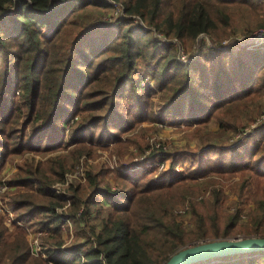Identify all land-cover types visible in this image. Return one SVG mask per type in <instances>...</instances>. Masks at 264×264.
<instances>
[{"label":"trees","instance_id":"trees-1","mask_svg":"<svg viewBox=\"0 0 264 264\" xmlns=\"http://www.w3.org/2000/svg\"><path fill=\"white\" fill-rule=\"evenodd\" d=\"M261 1L0 0V165L25 152H54L57 146L46 145L43 138L30 145L26 132L41 138L61 130L67 100L74 105V116L87 113L74 131L83 133L99 124L107 125L110 119L121 120L129 84L136 94L133 72L138 61L146 62L145 66L152 63L151 71H146L156 80L159 101L165 103L163 111L169 110L167 116L173 120L186 117L189 123L185 124L198 127L195 135L200 147L220 150L209 158L208 166L201 163L186 170L204 179L197 184L177 178L140 185L136 176L115 172L119 189L112 190L102 178V169L98 173L89 170L84 184L69 186V196L53 188L70 169L68 156L17 165L1 201L12 205L17 221H34L37 232L45 235L39 252H34L27 229L14 226L8 233L6 218L0 214V264H163L179 248L198 241L236 234L264 237V170L258 168L264 162V151L260 152L264 138L253 146L243 143L252 152L250 159L256 158L255 165L245 166L227 156L233 149L224 146L231 139L224 138L226 133L245 127L262 114L264 55L234 54L226 48L208 60L201 59L202 52L197 55L198 62L181 64L168 45L155 43L149 35L154 30L184 44H193L201 34L217 41L237 32L246 35L264 25V15L256 9ZM118 11L129 19L121 21L115 15ZM131 17L147 29L133 26ZM94 65L95 71L88 74L86 68ZM170 73H174V80L165 85L161 75ZM73 79H77L76 84ZM197 83L201 84L199 90ZM146 98L136 94L134 107L138 121L151 123L158 118H146L150 109L149 96ZM211 123L214 131L202 130ZM127 124L129 131L133 125ZM106 131L115 135L112 129ZM136 139L113 137V142L125 151L133 146L137 150L141 146ZM86 140L94 143L92 138ZM70 143L75 147L70 151L71 159L90 157L86 143L79 145L76 138ZM167 150L162 149V153L170 160L171 170L176 162ZM183 155L202 157L196 152ZM237 173H241V181L231 187L237 199L235 210L226 214L222 211V184L215 177ZM204 192L208 194L202 197ZM246 197L252 209L241 222ZM102 199L103 207L95 210L98 218H94L92 207ZM178 208L185 210L179 213ZM67 223L75 232L74 254L59 249L64 244L61 226ZM202 264H264V253Z\"/></svg>","mask_w":264,"mask_h":264},{"label":"rangeland","instance_id":"rangeland-1","mask_svg":"<svg viewBox=\"0 0 264 264\" xmlns=\"http://www.w3.org/2000/svg\"><path fill=\"white\" fill-rule=\"evenodd\" d=\"M258 5L259 6L256 8L257 11L264 15V0H262L261 4ZM10 13L11 11L8 12V14ZM126 18L129 19L128 17ZM123 20H125V18H121V21ZM114 22H117L116 19H114ZM130 22L137 28L147 29L144 24L136 17L131 18ZM257 33L264 35V25H259L249 34L245 35L241 32H237L224 37L219 41L213 40L206 34H201L197 36V39L193 44H184L175 37L169 38L163 33L155 32L154 30H151L149 35L155 43L160 45H168L170 52L172 50L173 55L175 56L176 62L187 64L189 61L198 62L200 60V56L197 57L198 53L200 54L203 52L204 55H202L201 59L205 58V60H208L210 57L217 56L220 54L219 52H221L222 49L226 48H229L231 53L233 52L234 54L240 51H245L247 53L258 52L259 54L264 55V38H262V35L259 41L263 40V42H260L259 44L254 43L257 44V46L254 44L245 46L244 43L247 37L251 35L256 36L255 34ZM208 63L210 64L211 60ZM145 64L146 62L144 63L142 61H138L136 63V71L133 72L135 73L133 76L134 81H137L135 83V89L138 85L136 94H138L140 97H147L146 100H148L149 96L150 109L147 115H145L148 120H150L152 116H156L158 118L156 119L157 121H153L151 123L147 121H138L139 115L137 113V107H134L136 94L135 90L132 91L130 89L131 84H129L126 89L125 97L128 100L122 106V111H120L122 114V119H110L107 125L99 124L96 127L86 129L83 133L74 131V126L82 116H87V113L74 116V105L67 100L64 102L66 114L63 116V120H61L62 122L60 121L62 126L61 130H55L53 133H45L41 138H38L37 136L35 137V135L31 136V132H26V138H30V145L33 146L37 143H40V140L42 141L43 138V140L45 139L44 142L46 145H51L54 147L57 146L54 152L45 153L44 155L33 152H25L21 157L16 155L8 157L5 162L0 165V186L4 187L0 192L1 198L2 195L9 191V189L6 187V183L16 172L17 165L22 164L23 162H29V164L32 162L35 163L37 161H43L44 159L53 158L58 155H61V157L68 156L67 164H69L70 169L68 173L64 175L63 180L55 183V188L59 193H64L67 196L70 195L68 190L70 185L74 187L85 183L83 177L89 170L98 173L102 169V178L106 183H109L113 187L112 190L119 189V185H117L118 183H115L119 182L114 174L115 172L121 173L123 175L128 174L129 176H136L140 180V185L146 183V181L168 182L170 179L177 178H186L185 180L189 179V184H197L202 182L204 179L198 178L197 176H191L190 174L192 173H188L186 170L192 169L201 163L205 164V166H208V162L210 161L209 158H214V156H216L220 150L206 151L204 150L205 146L200 147L201 145H199V141L195 135V131L198 127H196V124H185L189 123L186 117H177L173 120L172 118L174 117L167 116L169 110L163 111V106L165 103L159 101L160 95L158 87L156 86V80L151 76L150 73L147 72L151 71L149 66L152 63L149 62L146 66ZM85 71H87L88 74H92L95 71V65L91 69L87 67ZM162 75L161 79L165 85H168L174 80V73H170L164 77H162ZM197 82L200 81L198 80ZM72 83L76 84L77 79H73ZM200 87L201 84L197 83L195 88L196 90H199ZM150 92L151 94H149ZM261 112V115L245 124V127L238 128L236 131H230L224 135V138H231L225 142L224 146L233 149L232 152L227 153V156L233 157L236 161H240L241 164H245V166L249 165L250 163L251 165H255L257 162L256 158L250 159L252 152L249 151V149L244 148L243 143H248L253 146L255 142H259L261 138H264V108ZM127 123H132L133 125V128L129 131H126L128 129ZM110 129L114 130V136H109V134L106 133V130ZM215 129L216 127L213 123L202 128L203 131H214ZM71 132H73V134ZM113 137L119 138L121 140H124L125 138H137V146H141V148L136 150L133 146L130 147L129 150L125 151L121 145H114ZM71 138H76V140H79V145L86 143V139L92 138L94 142L92 145L86 143V148H90L91 151L90 157H84V155H82L77 160L71 159L69 156L70 151L75 148L74 145L70 143ZM159 144H161V147H159ZM172 148L173 150L175 148L177 151H172ZM162 149H168L167 152H172L170 155L174 157L176 163L173 165L171 170H169L171 167L170 160L165 158L166 156L163 155L164 153H162ZM180 150H182V153L187 152V154H189V152H196L199 153V155L202 154V157L199 159H189L185 155L180 156L182 155V153H179ZM224 150L226 151L227 149ZM262 151H264V147H261L260 152ZM258 168H263L264 170V162ZM241 177V173L215 177L216 180L222 184V190L225 196L222 211L226 214L232 213L233 210H235L234 204L236 203L237 199L235 196L236 194L232 192L231 187H235V184L241 181ZM207 194L208 192H204L202 197L207 196ZM246 200L248 203L245 205L246 207L242 211L241 222L246 220L247 210L250 208L252 209L251 201L248 200L247 197ZM2 204L4 208V217L14 221L13 226L9 225V223H7V226L4 224L8 228V233H11L10 230H13L14 226L26 228L33 251L39 252L40 248L38 245L45 234L40 235L37 232V228L33 226L34 221L28 223L26 221H17L18 218L14 214L13 207L11 205L4 204L3 202ZM103 204L104 199H102L101 204L98 202L97 205L92 207L93 213L95 215L94 218L97 217L95 210L100 207L102 208ZM184 210V208H178L179 213L183 212ZM59 212H61V210H59ZM96 222V219L92 221L93 224H96ZM74 234L75 232L73 231V226L71 223L61 226V236L64 244L60 250L63 253H77V251H72L73 247H71ZM241 237L244 236L236 234L225 238ZM202 263L203 262H201V264Z\"/></svg>","mask_w":264,"mask_h":264},{"label":"water","instance_id":"water-1","mask_svg":"<svg viewBox=\"0 0 264 264\" xmlns=\"http://www.w3.org/2000/svg\"><path fill=\"white\" fill-rule=\"evenodd\" d=\"M264 253V237L220 238L187 244L163 264H198L224 257Z\"/></svg>","mask_w":264,"mask_h":264},{"label":"built area","instance_id":"built-area-1","mask_svg":"<svg viewBox=\"0 0 264 264\" xmlns=\"http://www.w3.org/2000/svg\"><path fill=\"white\" fill-rule=\"evenodd\" d=\"M106 1H108V2H110V3H113V0H106ZM119 14V15H118ZM115 15H118V17L119 18H126L125 16H123V14L120 12V11H118V12H115ZM132 18V17H131ZM256 36H254V35H251V36H249V37H247L246 39H245V46L246 45H249V44H254V43H257V44H259L260 42H263V40H261V41H259L260 40V37H261V35L262 34H260V33H257V34H255ZM262 38H264V35H262ZM257 44H254V45H256L257 46ZM2 188H4V187H1L0 186V192L2 191ZM54 190L58 193V194H64V193H59L58 192V190L55 188V185H54ZM64 195H66V194H64ZM67 196V195H66ZM4 208H3V204H2V202H1V200H0V213L1 214H3L4 215V210H3ZM59 210H62V209H58V212H59ZM5 216V215H4ZM10 222H14V221H11V220H9V219H7L6 218V223H9L10 224ZM19 223V222H18ZM64 225H66V224H64ZM63 226V225H62ZM61 248V247H60ZM59 248V249H60Z\"/></svg>","mask_w":264,"mask_h":264},{"label":"crops","instance_id":"crops-1","mask_svg":"<svg viewBox=\"0 0 264 264\" xmlns=\"http://www.w3.org/2000/svg\"><path fill=\"white\" fill-rule=\"evenodd\" d=\"M1 197V196H0ZM0 200H1V198H0ZM2 202V201H1ZM5 204V203H4ZM9 205V204H8ZM12 206V205H11ZM7 224V223H6ZM32 251H33V248H32Z\"/></svg>","mask_w":264,"mask_h":264}]
</instances>
